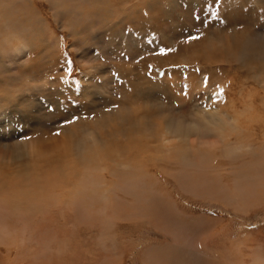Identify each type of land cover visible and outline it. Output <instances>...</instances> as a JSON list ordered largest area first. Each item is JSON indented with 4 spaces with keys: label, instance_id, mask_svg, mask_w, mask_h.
<instances>
[{
    "label": "rangeland",
    "instance_id": "374dc122",
    "mask_svg": "<svg viewBox=\"0 0 264 264\" xmlns=\"http://www.w3.org/2000/svg\"><path fill=\"white\" fill-rule=\"evenodd\" d=\"M26 1L35 21L29 9L13 8L29 22L15 27L20 39L6 28L0 37L10 39L0 50L28 47L18 62L0 64V186L11 183L0 191L22 193H0V264H162L163 252L174 264L180 252L192 264H264V0ZM190 35L202 39L189 43ZM149 112L158 126L137 130L139 147L153 136L144 156H160L113 167L139 186L121 191L106 173L112 163L97 151L71 162L81 153L77 140L91 139L84 148L96 149L101 127L135 129ZM236 142L238 150L229 151L225 144ZM189 145L196 164L189 151L188 165L168 160ZM104 161L107 171L99 169ZM52 170L62 178L50 181ZM64 179L99 183L92 184L103 198L99 212L86 199L90 219L62 217L73 193ZM31 183L52 191L26 196ZM220 190L234 198L216 195ZM52 195L60 198L56 206ZM153 202L167 213L170 232L150 217Z\"/></svg>",
    "mask_w": 264,
    "mask_h": 264
},
{
    "label": "bare ground",
    "instance_id": "6f19581e",
    "mask_svg": "<svg viewBox=\"0 0 264 264\" xmlns=\"http://www.w3.org/2000/svg\"><path fill=\"white\" fill-rule=\"evenodd\" d=\"M25 8V9H29V17L31 18V17H33V20H32V22L33 21H35V17H34V15H32V13H31V11H32V9H31V7L28 5V3H27V1L26 0H0V17L1 16H4V18H3V21H2V24H0V37H1V34H2V31H3V28H6V32L8 31V30H10V37H11V39L13 38V37H17L18 39H20L19 37H20V35H19V33L18 32H16V29H15V27H17V26H19L18 28H20V26H21V24H22V22H29V21H24L25 19H22V17H23V15L22 16H20V17H17V15H15V11L13 10V8ZM18 10V9H17ZM24 12H25V10H23ZM20 12V11H19ZM18 12V13H19ZM24 12H23V14H24ZM21 14V13H20ZM28 16L27 17H25V18H28ZM24 18V17H23ZM27 24V23H26ZM28 25V24H27ZM34 29V28H33ZM32 30V26H31V28H30V31ZM19 31V30H18ZM29 31V32H30ZM8 33V32H7ZM10 43V39H8V38H4L2 41H1V39H0V49H1V47H3V46H8V44ZM25 52H28V47L23 43V42H21L18 46H16L15 48H8V51L7 50H0V54H2V57L0 56V64H2V63H9L10 65L11 64H13L14 62H15V60H16V62H18L19 61V59H20V55H23V54H25ZM200 57H202V56H200ZM83 89V88H82ZM84 90V89H83ZM86 90H88V89H86ZM88 92V91H87ZM86 92V93H87ZM84 93H85V91H84ZM90 93V92H89ZM50 94H52V93H50ZM91 94V93H90ZM94 105V104H93ZM95 106V105H94ZM85 107V106H84ZM92 108V107H91ZM95 108V107H94ZM124 110H127L126 109V107H122ZM141 106L139 107V114H141L142 113V111H141ZM123 110V111H124ZM136 110H137V108H136ZM86 113V112H85ZM109 116H111L110 114H108ZM101 117H103V116H101ZM144 118H148V120H149V122L147 121L145 124H141V123H143V122H140V121H142V119H144ZM103 119V118H102ZM130 119V121H128L129 123L131 122V117L129 116V114H128V112L127 113H125V115H124V120H129ZM150 119H153L152 117H151V112H149V113H147V114H144L141 118H140V121H139V124L140 125H137V126H135V129H133V128H131V125L129 126V128H127V130H122V128H120L118 125H117V127H112V126H110V127H108V128H106V127H101V132H100V135H98V134H96L97 135V137H99L100 139H99V143H100V145H99V147H95L96 149H90V148H93V147H87L86 149L84 148V147H86L87 146V144L86 143H89L90 141H91V139L89 140V139H87V138H84V139H80L79 141L77 140L76 142H78L77 143V150L79 149V150H81V153H80V155H75L77 158H78V161H77V159H75V160H71V162H74V164H76V165H78V164H81L82 163V161L83 162H87V160L88 159H90V158H92L93 156H92V154L93 153H95V151H97L98 152V155H99V157L101 158V160H102V158L103 159H105V160H107L109 163H112V165L113 166H110V167H108V166H106V162L104 163V167L102 166L101 168H99V169H102V170H106V168H105V166L108 168V171L106 172L110 177H114L115 179H116V181H118V183H120V186L118 185H115V186H117V187H119V189L121 188L122 190L123 189H127L126 187H130L131 185V187H135V186H139V184H135V183H137V182H139V181H137V180H135V178H134V176H133V174H131L129 171H127V170H124L123 169V171L121 172V170L119 171V172H117V170L118 169H113V167H121V166H123L122 164H125V163H129L130 164V166H129V168L130 167H133L132 165H134V164H136V165H138V164H143L144 162H143V160L142 159H146V160H148L149 162H152L153 160H155V158H154V156H160V155H158L157 154V152H155V153H153V155H149V156H144V153H145V151L147 150V146L148 145H151V143H150V140H153L154 138H153V136L150 138V140L149 141H147V142H145V143H141V145H140V147H139V140H141V138L143 137L142 135H141V133H137V130L138 129H140L141 127H143V126H149L150 127V125H152V126H155V127H157L158 126V124L157 123H155L154 121H151L150 122ZM121 123V122H120ZM125 123V122H124ZM150 123V124H149ZM152 123V124H151ZM208 123H211V124H213L214 122H213V120H208ZM123 123H121V125H122ZM127 124V123H126ZM247 124V123H246ZM103 125V124H102ZM133 125V124H132ZM226 125V124H225ZM218 126H224V123H222V122H220V123H218ZM226 126H228V124L226 125ZM229 127H231L232 128V130H234L233 129V125H229ZM219 128V127H218ZM83 130H86L85 128L83 129ZM187 130H189V129H187ZM77 131V130H76ZM80 131V130H79ZM115 131V134H112L113 132ZM81 132V131H80ZM93 132V131H92ZM96 131H94V133H95ZM98 132V131H97ZM263 132V131H262ZM88 133H91V132H88ZM187 133V132H186ZM185 132H184V134H186ZM264 133V132H263ZM74 134V133H73ZM73 134H72V136H73ZM93 134V133H92ZM102 134L103 135H105V136H107L106 134H109L110 135V137H112L113 139H115L116 140V145H117V147L115 148V149H110L109 148V146H110V141H111V139L109 138V139H104L103 138V136H102ZM75 135V134H74ZM140 135V136H139ZM203 134H201V135H199V136H202ZM85 136V135H84ZM87 136V135H86ZM205 136V135H204ZM218 136V135H217ZM70 137V136H69ZM74 137V136H73ZM89 137V136H88ZM254 137V136H253ZM259 137V136H258ZM91 138H93L92 136H91ZM252 138V137H251ZM72 139V138H71ZM93 139H95V138H93ZM212 139H210V141H211ZM74 141V140H73ZM202 141V140H201ZM206 141V140H205ZM204 141V142H205ZM212 142V141H211ZM224 142V141H223ZM226 142V141H225ZM231 142V141H230ZM235 142V141H234ZM254 142V141H253ZM218 143V142H217ZM86 144V145H85ZM211 144V143H210ZM234 144H237V145H234ZM238 144H239V142H236V143H226L225 145H226V147H227V149L229 150H231V151H236V150H238L237 148L240 146H238ZM113 145V144H112ZM207 145V144H206ZM205 145V146H206ZM16 146H17V144H16ZM19 146V145H18ZM93 146V145H92ZM260 146V145H259ZM70 147H72V146H70ZM69 147V148H70ZM196 147V146H195ZM195 147L193 148V149H191V145H189V147L188 148H183V150H184V155L183 156H181V154H177V155H174V154H170L169 156H167L168 157V160H170V161H172L174 164H177V162H183V165H188L190 162L187 160V159H185L186 158V156H188V155H186L187 153H188V151H189V156L187 157V158H190L192 161H196V159H197V156L195 155V152H194V150H195ZM68 148V149H69ZM204 148V147H203ZM211 148V147H210ZM18 149L19 150H22V148H20V147H18ZM59 149V148H58ZM142 149H144V150H142ZM155 149V148H154ZM212 149V148H211ZM71 150V149H70ZM74 150H76V149H74ZM76 150V151H77ZM140 150H142V151H140ZM158 150V149H157ZM183 150H181V152L183 151ZM210 150V149H209ZM222 150V149H221ZM229 150V151H230ZM53 152H54V150H52ZM156 151V150H155ZM208 151V150H207ZM206 151V152H207ZM17 152V154H18V152L19 151H16ZM31 152V151H30ZM73 152V151H72ZM130 154V155H124V154ZM211 153V152H210ZM21 154V153H20ZM20 154H18V155H20ZM57 154V153H56ZM71 154H74V152L73 153H71ZM225 154V153H224ZM228 154V153H227ZM180 155V156H179ZM200 155H202V154H200ZM31 156V155H30ZM29 156V157H30ZM162 156L163 155H161V158H162ZM199 156V155H198ZM15 157V156H14ZM23 157V156H22ZM129 157V161H127V158ZM145 157H148V158H145ZM203 157V156H202ZM20 158V157H19ZM56 158V157H55ZM161 158H158V160H160ZM199 158V157H198ZM62 159V158H61ZM215 159V158H214ZM56 160V159H55ZM190 160V161H191ZM200 160H201V158H200ZM212 160V159H211ZM210 160V162L209 163H211V162H213V161H211ZM97 161V160H96ZM120 161H121V163H120ZM161 161V160H160ZM209 161V160H208ZM90 162H92V161H90ZM162 162V161H161ZM163 162H166V161H163ZM167 162H169V161H167ZM171 162V163H172ZM203 162V161H202ZM215 162V161H214ZM258 162H260V161H258ZM68 163V162H67ZM92 163H94V162H92ZM197 162H195V164H196ZM255 163V162H254ZM95 164H99L98 162L97 163H95ZM162 164V163H161ZM199 164V166H200V163H198ZM86 165V164H85ZM89 164H87L86 166H88ZM92 165V164H91ZM100 165V164H99ZM103 165V164H102ZM121 165V166H120ZM167 165V164H166ZM170 165V164H169ZM52 166V165H51ZM84 166V165H83ZM93 166H94V164H93ZM98 166V165H97ZM142 166V165H141ZM195 166V165H194ZM253 166V165H252ZM89 167V166H88ZM99 167V166H98ZM112 167V169L113 170H110V168ZM202 167V166H201ZM211 167V166H210ZM68 168H69V165H68ZM79 168V167H78ZM84 168H85V166H84ZM93 168V167H92ZM91 168V169H92ZM197 168H199V167H197ZM251 168H253V167H251ZM58 169V168H57ZM82 169H83V167H82ZM169 169V168H168ZM180 170V169H179ZM77 171V170H76ZM81 171V170H80ZM78 172V171H77ZM59 173H60V171H54V170H52L51 172H47V175L49 176V179H50V181H52V180H59V179H61L62 178V176L61 175H59ZM80 174V173H79ZM115 174H119V175H121L123 178L122 179H118V178H116L115 177ZM68 175V174H67ZM79 178L80 176H76V178ZM83 177H85L84 175H83ZM100 177V176H99ZM99 177H97V178H99ZM2 178V175H0V179ZM48 178V177H47ZM64 178V177H63ZM81 178V177H80ZM86 178H88V177H85V179ZM114 179V180H115ZM99 180V179H98ZM258 180V179H257ZM38 181V180H37ZM66 181V179H64L63 180V182H62V185H65V191L68 193L69 191H71V192H73L72 193V195H71V193H70V195L71 196H69L68 198H69V201H67L66 203H67V209H62V210H60V211H62L63 212V214H62V217H66L67 215H70V216H73V214H74V216H75V218L76 217H78L79 219H80V221H84L85 219H83V218H87L86 220H88V219H90L91 218V214L89 213V211L87 212L86 210H88V208L86 207L87 206V204H86V202H83L84 200H86V199H88V201L90 202V203H92L93 205H97L98 206V209H97V211L99 212V208H100V203L102 202V200H103V198H100L99 197V189L98 190H94V189H96L95 187L96 186H98L99 188H100V184L99 183H94V182H90V181H87V180H83L82 182H80L79 183V181H81V180H79L77 183H74V181L73 182H71V181H67V182H65ZM259 181V184L261 183V180H258ZM31 182H33V181H31ZM256 181H254V183H255ZM64 183V184H63ZM7 184H11L10 182L9 183H5L3 186H0V189H2V188H6L5 186H7V187H11V185H7ZM37 183H31V184H27L28 186L29 185H31V186H29V188L27 189V190H25V191H22V192H25V194H26V196H29V195H32V196H35V188H37V192L39 193V192H41V193H43V194H46L47 192H49V191H47L46 189H49L50 191H52V189L50 188V186H48V187H45L44 185H36ZM95 186H93V185ZM54 185V184H53ZM52 185V186H53ZM125 185H130V186H125ZM140 185H141V183H140ZM202 185V184H201ZM207 185V184H206ZM13 186V185H12ZM25 186V185H24ZM124 186V187H123ZM208 187L210 186V185H207ZM15 187H16V185H15ZM22 187V186H21ZM26 187V186H25ZM24 187V188H25ZM142 187V186H141ZM188 187V186H187ZM208 187L207 188H205L206 190H208ZM18 188H20L19 186H18ZM23 188V189H24ZM144 188V187H143ZM58 189H59V191H63V188L61 187V186H54V188H53V191L54 190H57L58 191ZM120 189V190H121ZM137 189H139V188H137ZM15 190V189H14ZM20 190V189H19ZM121 190V191H122ZM18 191V190H17ZM111 190H107L106 192H110ZM143 191V190H142ZM229 191V190H228ZM230 191H232V189L230 190ZM20 192V191H19ZM36 192V194L38 195V193ZM64 192V191H63ZM105 192V193H106ZM233 192V191H232ZM0 193H1V195H2V197L4 198V197H10V198H13V199H19V197H21L22 196V193L20 194H8V193H5V192H1L0 191ZM52 193V192H51ZM62 193V192H61ZM81 193H83V195L82 196H80L81 195ZM222 193V194H221ZM229 192H226V191H223V190H220L219 192H215V194L216 195H218V196H220V195H223V197H224V199H229V197L232 199V198H234L233 196H231V195H229L228 194ZM50 194V193H49ZM55 193H53V195H54ZM65 194V193H64ZM230 194H231V192H230ZM234 194H235V192H234ZM36 195V196H37ZM51 195V194H50ZM52 195V197H51V199H52V202H50V203H52L53 204V206L55 205L56 206V204L58 203V200H57V198L59 197H54ZM63 195V194H62ZM69 195V194H68ZM211 195H213V193H211ZM140 196H141V198H142V201L144 202H141V203H143L144 205H147L148 206V200H146L145 199V196L143 195V194H140ZM213 196H215V195H213ZM229 196V197H228ZM264 196V195H263ZM64 197H67V196H65L64 195ZM114 197V196H113ZM126 197V196H125ZM222 197V198H223ZM236 197H238V198H240L241 200L242 199H245L244 197H243V195H236ZM249 197H251V196H249ZM249 197H247V198H249ZM36 198V197H35ZM2 199V198H1ZM51 199H48V201L49 200H51ZM58 199H60V198H58ZM8 201V200H7ZM60 201V200H59ZM140 201V200H139ZM161 201V200H160ZM246 201V200H245ZM4 202V201H3ZM3 202L2 201H0V212L2 211V209H4V206H3ZM30 202V201H29ZM118 202V201H117ZM33 203V202H32ZM49 203V204H50ZM56 203V204H55ZM245 203V202H244ZM247 203V202H246ZM43 204V203H42ZM238 204V203H237ZM45 205V204H44ZM47 205V204H46ZM153 205H154V208H153V206H152V208L153 209H155V212H152L151 214H150V217H152V218H154L158 223H159V225L162 227V228H167L168 229V231L171 229L172 230V227L173 226H171V228L168 226V223L166 222V220H167V218L165 217V214H167V213H163L159 208H158V206L159 205H157V202H153ZM34 206H36V205H34ZM46 207V206H45ZM149 207V206H148ZM2 208V209H1ZM25 208V207H24ZM23 208V209H24ZM39 208V207H38ZM114 208V207H113ZM161 208V207H160ZM45 208H39V210H42L43 212H45V210H44ZM123 209H125V208H123ZM95 210V209H94ZM47 211V210H46ZM28 213V212H27ZM147 214V213H146ZM61 215V214H60ZM102 215V214H101ZM148 215V214H147ZM0 218H5V217H2V215L0 214ZM15 216V217H14ZM14 216L12 217V219L13 218H16V220H17V218L18 219H22L21 217H19V216H17V215H15L14 214ZM40 216V215H39ZM149 216V215H148ZM124 218V217H123ZM25 219V218H24ZM27 219V218H26ZM25 219V220H26ZM11 220V219H10ZM28 221V220H27ZM73 221V220H72ZM178 221V223H176V225L177 226H180V224L181 225H185V224H187L185 221H183L182 222V220H177ZM19 222H22V221H19ZM107 222V221H106ZM88 223V222H87ZM108 223V222H107ZM20 224V223H19ZM106 224V223H105ZM25 225H26V223H25ZM100 225V224H99ZM24 227V226H23ZM27 228H28V226H26ZM166 229V230H167ZM170 232V231H169ZM182 232V231H181ZM187 240V239H186ZM189 243H191V242H189ZM155 247V246H154ZM154 252H158V254H160V253H162L163 252V250H154ZM188 253V252H187ZM180 254V258H181V261H179V263L178 264H192L193 262H191V260H190V257H186V256H184L183 254H182V252H180L179 253ZM96 257V256H95ZM174 258H175V256H174ZM34 259V258H33ZM33 259H31V260H33ZM160 260V259H159ZM174 261V260H173ZM173 261L172 260H169V256L166 258V255H165V252H163L162 253V256H161V262H162V264H174L173 263ZM206 261V260H205ZM198 262V261H197ZM200 263H202V262H200ZM205 263V262H204ZM208 263V262H207ZM176 264H177V262H176Z\"/></svg>",
    "mask_w": 264,
    "mask_h": 264
},
{
    "label": "snow or ice",
    "instance_id": "6c2138e0",
    "mask_svg": "<svg viewBox=\"0 0 264 264\" xmlns=\"http://www.w3.org/2000/svg\"><path fill=\"white\" fill-rule=\"evenodd\" d=\"M200 39H202V37L200 36V35H195V36H189L188 37V39H187V42H192V41H198V40H200ZM177 49H168V51L169 52H172V51H176ZM106 110H108V111H111V109L109 108V109H106ZM67 123H73V121L70 119L69 121H67ZM55 135H60V133L59 132H56L55 133Z\"/></svg>",
    "mask_w": 264,
    "mask_h": 264
}]
</instances>
